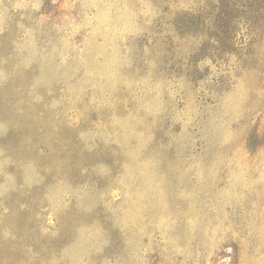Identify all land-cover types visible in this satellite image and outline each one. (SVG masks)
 Segmentation results:
<instances>
[{
	"label": "rangeland",
	"instance_id": "1",
	"mask_svg": "<svg viewBox=\"0 0 264 264\" xmlns=\"http://www.w3.org/2000/svg\"><path fill=\"white\" fill-rule=\"evenodd\" d=\"M254 0H0V264H264Z\"/></svg>",
	"mask_w": 264,
	"mask_h": 264
},
{
	"label": "trees",
	"instance_id": "2",
	"mask_svg": "<svg viewBox=\"0 0 264 264\" xmlns=\"http://www.w3.org/2000/svg\"><path fill=\"white\" fill-rule=\"evenodd\" d=\"M254 3H255L254 12L260 24V22L264 20V0H254Z\"/></svg>",
	"mask_w": 264,
	"mask_h": 264
}]
</instances>
